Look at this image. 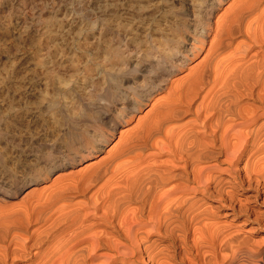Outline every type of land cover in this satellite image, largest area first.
Here are the masks:
<instances>
[{"label":"bare ground","instance_id":"obj_1","mask_svg":"<svg viewBox=\"0 0 264 264\" xmlns=\"http://www.w3.org/2000/svg\"><path fill=\"white\" fill-rule=\"evenodd\" d=\"M5 10L7 98L19 74L36 104L0 116V192L89 162L0 203V264H264V0Z\"/></svg>","mask_w":264,"mask_h":264},{"label":"rangeland","instance_id":"obj_2","mask_svg":"<svg viewBox=\"0 0 264 264\" xmlns=\"http://www.w3.org/2000/svg\"><path fill=\"white\" fill-rule=\"evenodd\" d=\"M20 0H0V40H2L0 42V47L3 46L5 44V42L8 40L7 37L10 33V31L13 29V30H16L17 27H15V16L16 15H10L7 10H5V5H9V4H13V3H18ZM47 1H50V0H47ZM73 0H62L63 3H68V2H71ZM231 2V1H230ZM229 1L224 3L223 7L221 9L218 10V13L216 14L215 16V19L217 18V16H219V14H221L223 12V10L225 9V6H227L229 3ZM50 7H46L44 10L46 12V15L49 11ZM14 26V27H13ZM9 31V32H8ZM4 38V39H3ZM201 57H199L198 59H195L194 61H192L189 65H193L195 64ZM6 62V64H5ZM4 64V65H3ZM3 65V67H2ZM6 65V66H5ZM0 67H2L0 70V98L4 99V95L6 96V98L3 100H0L1 104H0V116H3V117H10V115H12L11 117H13L14 119L16 120H25L28 116H30L31 112L33 111V106L36 104V97H33L32 100L34 101V104L31 102V104L29 105H26L24 103H22L19 94H18V91L21 87V84L20 83V79L18 78L19 76V70H17V76H16V82L14 83V91H13V95H10L9 98L8 97V94H6V89H5V84H4V80L6 79V72L7 71V68H8V62L7 61H4V63L2 62ZM188 71V69H183L182 71L178 72L176 76H181L183 74H185L186 72ZM5 76V77H4ZM5 78V79H4ZM3 81V82H2ZM19 81V82H18ZM17 83V84H16ZM17 86V87H16ZM5 89V90H4ZM4 94V95H3ZM15 95V96H14ZM3 96V97H1ZM13 96V98H12ZM158 96V95H157ZM19 100V101H18ZM21 101V102H20ZM22 103V104H21ZM12 105V108H14L12 110V108L10 107ZM10 105V106H9ZM32 105V106H31ZM9 106V107H8ZM14 106V107H13ZM151 105L148 104V105H145L141 110L140 112L137 113L135 119H133L131 121V123H129L128 125H125V126H120L121 129H125L126 127H129L133 124H135V122L137 121L138 119V116L139 115H142L144 114V112H146V110L150 107ZM9 108H11V110H9ZM32 110V111H31ZM24 116V117H23ZM5 124V122H4ZM3 124V125H4ZM16 127H19V126H16ZM119 135H120V131H117L115 136L113 137V139L107 144V146L105 147V150L104 151H101L98 155H97V159L106 155L107 154V150L109 148H111L116 142H117V139H119ZM87 162L89 161H83L81 163H78L77 165L75 166H69L63 170H58L56 172H54L52 175H50L48 178L45 179V182L42 181L40 183H38L37 185H29V186H26L24 187L19 193H17L16 195H5L3 193L0 192V203L1 204H16L18 203L19 201L21 202L22 201V198L24 196H26L28 194V191L30 189H38L37 187H40L42 185H46L53 182L54 178L58 175H64V174H67V173H70L72 171H76L77 169H79L80 167H82L84 164H86ZM69 171V172H68ZM62 173V174H61ZM37 186V187H35ZM17 264H27V262L25 261H21L20 263H17Z\"/></svg>","mask_w":264,"mask_h":264}]
</instances>
